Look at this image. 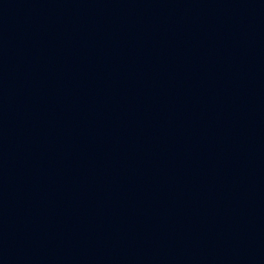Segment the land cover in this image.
Here are the masks:
<instances>
[{
	"label": "water",
	"instance_id": "obj_1",
	"mask_svg": "<svg viewBox=\"0 0 264 264\" xmlns=\"http://www.w3.org/2000/svg\"><path fill=\"white\" fill-rule=\"evenodd\" d=\"M0 264H264V0H0Z\"/></svg>",
	"mask_w": 264,
	"mask_h": 264
}]
</instances>
